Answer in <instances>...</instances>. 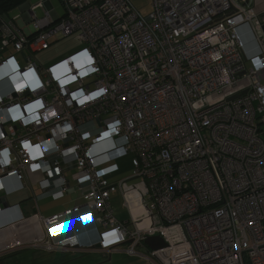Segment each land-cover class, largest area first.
Instances as JSON below:
<instances>
[{"label":"built area","instance_id":"built-area-1","mask_svg":"<svg viewBox=\"0 0 264 264\" xmlns=\"http://www.w3.org/2000/svg\"><path fill=\"white\" fill-rule=\"evenodd\" d=\"M60 1L61 17L40 1L42 18L27 7V23H0V51L11 48L0 57V195L26 190L27 173L52 176L57 187L36 199L60 198L71 182L87 189L102 252L264 264V12L248 0H150L146 16L129 0ZM71 35L80 49L47 67L35 60ZM126 154L130 177L109 183L119 172L111 160ZM116 193L124 222L111 208ZM151 237L165 247L145 246ZM40 241L46 252L80 246Z\"/></svg>","mask_w":264,"mask_h":264},{"label":"crops","instance_id":"crops-1","mask_svg":"<svg viewBox=\"0 0 264 264\" xmlns=\"http://www.w3.org/2000/svg\"><path fill=\"white\" fill-rule=\"evenodd\" d=\"M246 5L250 7L258 17L262 16L264 12V0H248ZM23 7L21 6V9ZM25 9L23 8L22 10ZM0 23H3L1 19ZM239 31L244 42H248L247 51L249 54H254L256 52V47L253 45L251 37L248 36L246 26L241 27ZM7 50H10L9 52H11V48L0 51V57L6 55L5 51ZM18 60L23 63L21 58H18ZM7 90L8 89L4 86V84L0 85L1 92L4 93ZM70 174L73 173L71 172ZM25 180L27 183L26 190L8 198L3 197L5 201L3 204L1 203L3 209L0 212V264H28L27 260H31L28 257L29 252H41L49 255L52 254L53 256L56 255L66 257L64 258V262L60 264H76L74 261H76L75 259L79 256L85 255L88 257L89 255L100 253L110 257L115 253L113 252L109 254L95 248L97 235L101 230V227L93 221L92 213L83 207L85 202L82 197L87 192V189L79 190L70 183V187L62 197L64 198L71 188H73L76 192H80V195L75 200L67 202H63L64 199H62V197H52L55 203L58 202L59 204L56 206L54 212L47 216L40 212L38 202L42 199H36V196L46 190L49 191V189L56 188L57 183L55 178L52 176H44L39 173H27ZM8 185L10 187H14L15 182L11 181ZM35 187H38L41 193L36 192L34 189ZM29 203H32L31 213L27 214L24 209ZM73 208H80V210L72 213L70 216H62L56 222H49L47 227L43 225L42 220H49L52 216L62 214L63 212L72 210ZM32 217L38 218L41 222L33 224L25 223V225L23 224L24 226H20V228H16L15 230L12 229L15 226L8 227L19 221L27 220ZM45 235L51 242H58L69 238L77 239L80 246L69 250L46 252L40 246L35 247L37 244L42 242L40 240ZM143 262L145 263L144 260Z\"/></svg>","mask_w":264,"mask_h":264},{"label":"rangeland","instance_id":"rangeland-1","mask_svg":"<svg viewBox=\"0 0 264 264\" xmlns=\"http://www.w3.org/2000/svg\"><path fill=\"white\" fill-rule=\"evenodd\" d=\"M40 1H47L45 4V7L49 8L51 7L56 14L61 17L64 14V9L61 4L60 0H27L23 5H21L24 9L27 7L33 8L34 7V13L35 16L40 19L44 16V8L40 5ZM131 5L134 9H136L141 16H146L151 12V2L150 0H129ZM21 6L14 8L10 10L7 15H2L0 17L1 21L3 23H9L11 20L19 26V23H27L26 19L22 17V11ZM22 8V9H23ZM25 12V11H24ZM81 43L76 38V35L68 36L62 40H53L51 39L49 41V47L47 50L37 52L35 54V60L43 67H47L50 64L63 59L64 57L68 56L69 54L73 53L74 51L80 49ZM10 50L5 51V54H7ZM132 160L133 157L131 154H126L121 157L112 159L110 163L116 164L119 172L111 175L107 178L109 183H117L123 179H127L131 175L132 171ZM71 178V177H70ZM73 183L71 182V185ZM130 184H134L133 182H129ZM36 192H40V189L38 187L34 188ZM39 193V194H40ZM80 195V192H76L71 188L67 194L62 197L64 199L63 202L72 201L75 200ZM45 199V200H44ZM44 199L38 202V207L40 209V212L44 215L49 216L52 212H54L56 206L59 204L58 202L55 203L52 196H46ZM58 200V199H57ZM111 208L114 212L115 218L119 222H124L128 219V214L126 210L122 207V200L118 193L113 194L110 200ZM25 223L33 224L36 223L35 218H30L27 220H24L22 222L16 223L17 225L12 228H20V226H24ZM24 224V225H23ZM140 253H146L144 248H139L138 250ZM28 257L31 260H27L28 264H60L64 262V258L66 257H60L56 255H49L44 254L41 252H29ZM73 259V258H72ZM87 259V260H86ZM74 263L76 264H147L144 263L142 259L139 258H131L126 256L122 252V248H120L117 252H115L113 255L105 256L103 254H92L87 256H79L75 259ZM82 261V262H81ZM22 264V263H21ZM27 264V263H26Z\"/></svg>","mask_w":264,"mask_h":264},{"label":"water","instance_id":"water-1","mask_svg":"<svg viewBox=\"0 0 264 264\" xmlns=\"http://www.w3.org/2000/svg\"><path fill=\"white\" fill-rule=\"evenodd\" d=\"M5 199H3V195H0V203H4ZM31 207H32V203H29L24 211L27 214L31 213ZM145 246H147L148 248H150L151 250H158V249H162L165 247L164 242L162 241L161 238L159 237H151V238H147L144 242ZM95 248H98V245L95 246Z\"/></svg>","mask_w":264,"mask_h":264},{"label":"trees","instance_id":"trees-1","mask_svg":"<svg viewBox=\"0 0 264 264\" xmlns=\"http://www.w3.org/2000/svg\"><path fill=\"white\" fill-rule=\"evenodd\" d=\"M27 0H0V17L17 7L23 5Z\"/></svg>","mask_w":264,"mask_h":264}]
</instances>
